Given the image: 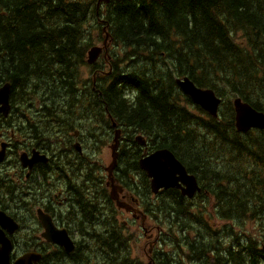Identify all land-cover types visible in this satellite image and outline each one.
Listing matches in <instances>:
<instances>
[{
  "label": "trees",
  "instance_id": "trees-1",
  "mask_svg": "<svg viewBox=\"0 0 264 264\" xmlns=\"http://www.w3.org/2000/svg\"><path fill=\"white\" fill-rule=\"evenodd\" d=\"M106 32L113 42L114 72L99 93L116 121L137 128L152 152L170 150L202 179L213 193L215 211L231 227L253 211L264 228V161L258 159L264 133L261 138L253 130L240 133L233 106L241 99L264 113V0H110L99 9L97 0H0V84H13L19 92L32 88L36 95L26 94L43 109H83L81 89L89 83L84 71L93 72L88 53ZM183 77L223 99L219 119L182 92L176 79ZM21 102L26 104L24 96ZM141 158L131 172L142 171ZM220 167L230 173L225 185L219 183L222 177L215 178ZM248 179L254 186L239 190ZM160 206L172 219L169 198H162ZM257 248L236 247L251 250L244 257L231 248L224 264H241L240 258L259 264L264 253ZM63 253L50 246L44 254L51 256L41 264H91L88 259L66 262ZM110 254L108 264L138 263L128 260L130 250L126 258Z\"/></svg>",
  "mask_w": 264,
  "mask_h": 264
},
{
  "label": "flooded vegetation",
  "instance_id": "flooded-vegetation-1",
  "mask_svg": "<svg viewBox=\"0 0 264 264\" xmlns=\"http://www.w3.org/2000/svg\"><path fill=\"white\" fill-rule=\"evenodd\" d=\"M100 43L101 46H93L102 48V52L95 63H88L93 67V72L91 78L87 79L89 83L81 89L92 92L97 99L84 102L83 109H43L39 100L24 95L25 101L30 104V108L26 109L27 105L20 103L22 96L17 87L9 83L10 108L6 115L0 112V214H6L17 229L13 233L4 232L13 245L14 257L27 252L51 256L44 253L49 252L50 246L58 245L49 243L45 238L46 228L41 219L44 217L56 232L66 233L75 248L73 253L68 254L58 246L64 250L61 257L66 262H84L88 259L91 264H108L105 257L107 252L122 257L127 251L134 250L136 243L144 236L150 242L147 264H173V260L178 259L169 258L170 253L162 249L165 223L153 217V214L161 213V197L166 195L174 205L173 229L186 226V231L191 219L196 218L200 228L206 232L203 223L207 219L204 214L216 202L202 179H196L200 191L192 199L183 196L179 188L162 189L154 195L151 180L143 171L130 174V167L136 159L146 157L152 151L147 139V145H142L137 140L138 136L134 137L137 128L116 121L115 111H110L101 99L99 88L109 86L113 80L114 54L112 38L107 32ZM90 70L85 68V72L90 73ZM2 86L0 84V88ZM100 102L105 108H100ZM122 113L119 111L117 114ZM117 131L120 132L117 166L110 176L108 168L113 162L112 147ZM253 131L258 138L264 133L262 129ZM132 138H135L134 141ZM135 142L140 146L142 155L136 153ZM258 159L264 161V152ZM219 175L222 176L219 183L225 185L230 173L220 167ZM252 186V179H248L239 190H249ZM219 196V201L223 202L221 193ZM198 201L200 203L195 209L200 208L199 213L188 205ZM146 204L152 206L155 212L150 214L144 211ZM128 219L132 223H139L138 230L143 235H131L126 230L124 223ZM234 227H227V231H232ZM171 232L164 230L166 236H170ZM198 233L201 234L199 230ZM176 240L179 242L180 237ZM243 246L250 247L252 251L258 247L256 252L264 253V243L259 246L253 240L242 239L231 248L244 257L251 250L236 249ZM231 248L223 255L224 262ZM190 249L193 252L197 250L195 245H190ZM217 250L216 246L211 250L212 256ZM79 251L83 253L81 259L74 256ZM205 253L206 250L198 251L197 255ZM132 256L133 260L145 264L137 250ZM239 261L248 264L247 258H240ZM259 264H264V258H260Z\"/></svg>",
  "mask_w": 264,
  "mask_h": 264
},
{
  "label": "water",
  "instance_id": "water-1",
  "mask_svg": "<svg viewBox=\"0 0 264 264\" xmlns=\"http://www.w3.org/2000/svg\"><path fill=\"white\" fill-rule=\"evenodd\" d=\"M109 2L110 0H97V8L99 9L101 5H106ZM106 43L105 41V45ZM101 52L102 48L93 47L88 53L89 64L95 63ZM176 84L185 95L191 98L195 105L201 107L212 117H218L222 99L216 95L214 90L201 89L188 77L176 79ZM10 89V84H6L0 88V112H3L5 115L10 108ZM233 105L235 109V123L240 133H247L253 129L264 130L263 112L257 111L248 103L242 102L241 99H236ZM119 134L120 132L117 131L115 144L112 147L114 153L113 162L108 168L110 176L117 166ZM137 140L142 145L146 144L142 137H138ZM139 166L148 178L151 179V188L154 194H157L162 189L179 188L182 189L183 196L193 198L200 191L196 178L189 175L185 166L168 149L158 150L141 158ZM41 219L46 228L45 238L49 242L63 247L68 254L73 253L75 248L67 234L56 232L44 217ZM16 229L17 225L6 214H0V264H39L42 256L35 253H26L12 263L11 253L13 245L6 237L4 230L8 233H13Z\"/></svg>",
  "mask_w": 264,
  "mask_h": 264
},
{
  "label": "rangeland",
  "instance_id": "rangeland-1",
  "mask_svg": "<svg viewBox=\"0 0 264 264\" xmlns=\"http://www.w3.org/2000/svg\"><path fill=\"white\" fill-rule=\"evenodd\" d=\"M94 34H96V32H94ZM102 40H103V36H101L100 41H96L94 43V46L96 45L101 46L100 42H102ZM131 65H134V63L127 62V66H131ZM84 78L90 79L91 74L87 71L86 72L84 71ZM29 99L36 100V98L31 96L29 97ZM26 105H27L26 109H28V106L30 104L26 102ZM53 110H59V109H53ZM139 135L140 134H135L134 137L136 138ZM263 138H264V134H263ZM100 163L101 161L99 159V166ZM130 174L136 175L137 173L130 172ZM219 177L222 176H215V178H219ZM242 184L244 183H241V185ZM161 198H168V197L164 195ZM146 199L149 198L146 197ZM199 203L200 201L196 202L195 204L188 203V205H190L192 210H197V213H199L200 208L195 209L196 205ZM144 207L146 209L144 211L146 212L150 211V214L155 212L153 207L148 204L144 205ZM215 207L216 205L214 204L211 205L210 208L209 207L207 208V211L204 214L205 218L207 219V221H204L203 223L206 232H203V228H200L199 220H197L196 218L191 219V225H189V229L188 231H186V226L173 229L174 220L168 218L165 212L160 210L161 212L160 214L158 215L153 214V217L155 218L157 217L158 220L165 223V225L163 226L164 228L163 240H162L163 242L161 241L162 249L170 253L168 256L169 258L178 259V261L173 260V264H213L216 259H219V261L223 263L224 262L223 260H225V258H223V255L224 256L226 255V251L232 246L236 245L242 239L253 240L257 242L259 246H261V244L264 243V228L261 227L262 219L261 217H259L257 213L250 212V215H248L245 219L238 220L234 223L235 227L232 229V231H227V227L230 228L233 224H230V222L228 221L226 222L224 219H222L215 211ZM150 214H148V219H147L148 222L150 221L149 218ZM125 221H126V223H124L125 228L131 235H140V236L143 235V233L139 232L138 230L140 226L138 222L132 223L131 219ZM165 229L166 231L172 230L170 236L165 235L164 233ZM198 230L201 232V234L198 233ZM177 237H180L179 242L176 240ZM149 243H150L149 238L143 236V238L136 243L134 250L132 251L130 250L128 260H133L132 254L134 253L135 250H137L141 259L145 262V264H147L148 254L150 249ZM179 244L181 245L180 247ZM190 245H195L197 250L193 252L190 249ZM215 246L219 250H217V252L215 251L214 255L212 256L211 250L215 249ZM115 250H117L116 247ZM203 250H206L205 254L197 255L198 251H203ZM190 253H192L191 256ZM127 255H128V251L122 257L126 258ZM113 256H114L113 254H110V257ZM220 259H222V261ZM117 261H119V263L122 262V260L120 259H118ZM135 261L138 262L137 264H141L139 260H135Z\"/></svg>",
  "mask_w": 264,
  "mask_h": 264
},
{
  "label": "bare ground",
  "instance_id": "bare-ground-1",
  "mask_svg": "<svg viewBox=\"0 0 264 264\" xmlns=\"http://www.w3.org/2000/svg\"><path fill=\"white\" fill-rule=\"evenodd\" d=\"M16 90L18 91L19 94H21L23 92L22 96H24V95L30 96L29 94H26V92H30L33 94L32 88L29 91H27V88L25 89V87H23L21 92H19L18 88H16ZM33 95H36V94H33ZM33 97H35V96H33ZM80 99H81L80 102H86V101H95L97 98L91 92L86 91V90H82V94L80 95ZM251 171H253V169H251Z\"/></svg>",
  "mask_w": 264,
  "mask_h": 264
}]
</instances>
